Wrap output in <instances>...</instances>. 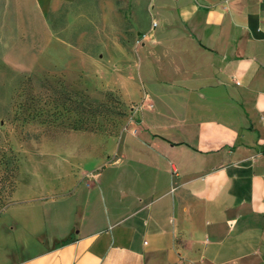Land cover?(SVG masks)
I'll use <instances>...</instances> for the list:
<instances>
[{
  "label": "crops",
  "instance_id": "0c3cea01",
  "mask_svg": "<svg viewBox=\"0 0 264 264\" xmlns=\"http://www.w3.org/2000/svg\"><path fill=\"white\" fill-rule=\"evenodd\" d=\"M3 1L21 67L47 33L36 0ZM152 1L148 87L85 184L100 200H12L0 264H264V0L130 4Z\"/></svg>",
  "mask_w": 264,
  "mask_h": 264
},
{
  "label": "rangeland",
  "instance_id": "374dc122",
  "mask_svg": "<svg viewBox=\"0 0 264 264\" xmlns=\"http://www.w3.org/2000/svg\"><path fill=\"white\" fill-rule=\"evenodd\" d=\"M130 1L36 0L47 39L36 60L18 44L21 67L0 35V215L12 200H100L85 184L100 181L148 87L137 34L152 18L160 29L153 1L146 12Z\"/></svg>",
  "mask_w": 264,
  "mask_h": 264
}]
</instances>
